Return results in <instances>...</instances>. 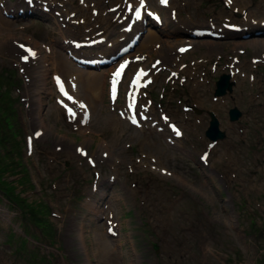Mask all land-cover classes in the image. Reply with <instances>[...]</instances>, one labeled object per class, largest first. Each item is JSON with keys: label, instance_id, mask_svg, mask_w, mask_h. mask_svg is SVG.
<instances>
[{"label": "rangeland", "instance_id": "374dc122", "mask_svg": "<svg viewBox=\"0 0 264 264\" xmlns=\"http://www.w3.org/2000/svg\"><path fill=\"white\" fill-rule=\"evenodd\" d=\"M137 2L0 0V21L7 22H0V74L14 81L9 95L19 127L17 143L7 148L24 168L13 185L41 210L34 204L22 211L0 199V264H264V0H167L168 6L143 0V15L157 10L159 26L144 17L126 30ZM82 19L76 26L69 22ZM194 28L204 31L195 34ZM136 33L142 37L125 54L115 99L108 100L107 88L116 61L79 63L101 80L94 109L87 125L65 113L50 74L67 76V63L79 58L113 56ZM182 44L187 49L177 53ZM22 45L38 53L26 56ZM47 47L57 69L44 76L45 92L38 88L37 67L43 55L49 64ZM159 47L166 58L152 51ZM195 60L202 84L193 92L191 77L177 69ZM138 67L150 78L136 97L149 115L134 106L141 130L124 106L125 84ZM222 74L230 86L215 96ZM229 108L239 112L233 121ZM207 111L223 139L204 137ZM167 123L178 129L177 137ZM102 149L112 162L91 166L88 159ZM98 236L107 245L103 259Z\"/></svg>", "mask_w": 264, "mask_h": 264}, {"label": "bare ground", "instance_id": "6f19581e", "mask_svg": "<svg viewBox=\"0 0 264 264\" xmlns=\"http://www.w3.org/2000/svg\"><path fill=\"white\" fill-rule=\"evenodd\" d=\"M82 3L80 2V5H81ZM135 4V3H134ZM146 6V5H145ZM166 6H168V4L166 3ZM158 7H160V5H158ZM144 8V7H143ZM132 11H133V9H132ZM144 11H145V8H144ZM152 11H154V12H156V13H158V11L157 10H155V9H152ZM130 12H131V10H130ZM84 21H86V20H83L82 19V21H72V20H70L69 22L70 23H73V25H77L78 23L79 24H82V23H84ZM1 23H3L2 21H0ZM1 23H0V25H1ZM4 23H7V22H4ZM131 26H136V24H135V22L133 21L132 23H131ZM4 27L5 26H3V29H4ZM6 28H7V26H6ZM131 28V27H130ZM2 30V28H0V31ZM62 32V31H61ZM61 32H60V34H61ZM2 35V34H1ZM61 36V35H60ZM122 36H124V37H126L127 36V33H124V35H122ZM62 38H64L63 36H61ZM142 36L140 35L137 39H136V42H135V44L139 41V39L141 38ZM147 37L149 38V40H151L152 38H156L155 36H153V34L151 33H148L147 34ZM251 39V38H250ZM208 41V40H207ZM251 42V41H250ZM256 42H258L259 43V41H258V39H255V40H252V43H256ZM261 42H264V40H261ZM248 43V42H247ZM109 44V43H108ZM134 44V45H135ZM196 44V43H195ZM262 44V43H261ZM166 45H168V44H166ZM170 45V44H169ZM183 45V44H182ZM182 45H178L177 47H182ZM26 46V45H25ZM194 46V45H193ZM260 46V45H259ZM110 47V46H109ZM108 47V48H109ZM119 47V46H118ZM117 47V48H118ZM177 47H175V50H176V48ZM30 48V47H29ZM163 48V47H162ZM162 48L161 47H159V48H157V49H152V51L157 55H159L160 54V51H161V54H163L162 56H163V59L164 58H166L165 57V55H167V54H165L164 52H162ZM207 48V47H206ZM30 49H33V50H35L34 49V47H31ZM45 49H47V51H49L48 52V54H49V59H50V61H49V64L47 63V65H46V62H45V55H43V56H41L40 58V61L42 62L41 64H39L38 65V67H37V70H38V73L40 74V76H39V82L41 83L39 86H38V88H41V90H43V91H45V92H47L48 91V87H45V83H44V81H43V79H44V76L47 74V71H48V69L50 68V69H53V68H55V69H57L56 68V66H55V63L54 62H52L53 61V59L51 60V58L52 57H54V51H52V49H48V47L47 48H45ZM235 49V48H234ZM47 51H45V52H47ZM188 51V50H187ZM35 52V54L34 55H32V58L34 57V56H36V54L38 53V52H36V51H34ZM129 52V50H127V53ZM183 52H184V50H183ZM257 54H259V53H257ZM257 54H254V58H257L258 56H256ZM263 55H261L260 57H262ZM124 57H127V55H124ZM28 59V58H27ZM70 59V58H69ZM261 59V58H260ZM157 60H158V58H157ZM69 61H71V59L69 60ZM27 63H29V61H27L26 63H24L23 65H27ZM159 63V62H158ZM157 63V64H158ZM197 62H196V60L193 62H190V63H188V64H183L182 65V67H180V68H178L177 69V72L180 74V76H186V72H187V74L191 77V78H189L190 80H191V82H192V86H193V89H192V91L193 92H196L198 89H196V88H199V86L198 85H200V84H202V75L200 76L199 75V71L200 70H196V64ZM29 65H30V63H29ZM48 67H46V66ZM79 66V63L78 62H73V61H71L70 62V64H68L67 63V65H66V69H67V71L66 72H64V73H67V76H62L60 73H56V72H53V74H50V79H51V77L52 76H61V80H62V82H63V89L65 90V92H67V101L66 100H64V99H62V97H60V96H58V94L56 93L55 94V99L57 100V101H62L63 103H67V104H69V105H71L72 107V116H74L75 118H78L79 120H84L83 121V125H87V124H89V122H90V117H91V115H92V108L94 109V104H95V98H96V96H97V93H98V89H99V82L101 81V80H99V82H98V74H96L95 73V71L93 72V70H81V68H79L78 67ZM83 66H86L87 67V65H83ZM127 67V66H126ZM153 68L152 69H154V70H150V72L152 73H157V70H156V67H154V66H152ZM188 67H191L188 71L186 70ZM237 67V66H236ZM125 69H127V68H125ZM123 70V71H121L122 73L123 72H125L126 70ZM139 69H142L141 67L139 68ZM236 72H238V73H242V74H240L243 78H244V76L246 75V74H244L242 71H240L239 70V68H237L236 70H235ZM174 74V72L171 74V76ZM204 74V73H203ZM233 75H235V73H232ZM249 76L250 77H252L251 76V74H249ZM132 77L133 76H130V81L128 82V84H125V86L127 87L126 89H127V98L125 99L126 100V102H124V106L126 105V104H131V103H133L132 105H131V108H130V110H131V112H129V111H127V112H125L126 113V118L127 119H135V121H136V126L141 130V129H143V126H142V122L141 121H139V120H136V117H135V115H134V112H135V109H134V106H137V108H139V109H142L143 110V112H140V114L141 115H143L144 113L145 114H147V115H149V109H147V104L146 103H144V106L143 105H140V106H138V105H136L137 103V99H136V97L139 95V93L142 91V88H143V84H142V80H149L150 78H149V71H146V73H144L143 71H142V74L140 75V77H139V80H134L135 78L133 77V79H132ZM101 79V78H100ZM147 83H148V81H146ZM139 83V84H138ZM146 83V84H147ZM132 85L133 86H135L136 87V85H138L139 87H137V89H134L133 87H132ZM53 87V86H52ZM37 88V89H38ZM36 89V90H37ZM53 92H54V89H53ZM55 93V92H54ZM108 93H109V90H108ZM80 94L83 96H81L80 97ZM196 94V93H195ZM195 96V95H194ZM194 96L192 97V98H194ZM38 97V96H37ZM35 99V98H34ZM81 104H84V106H85V109H83L82 107H81ZM76 105V106H75ZM81 108H80V107ZM125 109H126V107H125ZM56 111L58 112L59 110L58 109H56ZM95 111V110H94ZM138 111V110H137ZM131 114H133V116L131 115ZM120 117V116H119ZM132 117V118H131ZM143 117V116H142ZM145 118V117H144ZM143 119V118H142ZM42 122H41V119L40 120H38L37 121V125H38V128H37V130L36 131H39L40 130V127H42L43 125L41 124ZM82 125L80 124L79 126H77V128H76V126H75V128L79 131V130H81V129H83L82 127H81ZM42 133V132H41ZM142 133V132H141ZM100 148H101V146H100ZM140 150L141 151H144L142 148H140ZM107 150L106 149H102V150H100L99 151V153H97L98 154V156L97 155H95V156H90V158L88 159V161H89V164L91 165V166H96V162L97 161H99V159H102V160H107L106 162L107 163H110V162H112L111 160H109L108 159V157L111 155V153L109 152V153H107L106 152ZM87 157H88V155H86ZM141 157H143V156H141ZM116 163V162H115ZM115 163H113V164H115ZM111 165V164H110ZM150 165H152V164H150ZM114 165H111L110 167L112 168ZM115 167V166H114ZM91 204H92V206H91ZM87 209L89 210V211H95V209H96V206H94L93 205V203H91V202H88L87 201ZM91 207H92V210H91ZM86 209V210H87ZM118 228V227H117ZM99 237V241H100V243H97V249L99 250V251H97V254H98V257L99 258H102L103 259V257L105 256L104 254H105V250H106V246H105V244H104V242H103V240H102V238L100 237V236H98ZM96 241H98V239L96 238L95 239ZM102 243V244H101ZM103 246V250H102V247Z\"/></svg>", "mask_w": 264, "mask_h": 264}, {"label": "trees", "instance_id": "16d2710c", "mask_svg": "<svg viewBox=\"0 0 264 264\" xmlns=\"http://www.w3.org/2000/svg\"><path fill=\"white\" fill-rule=\"evenodd\" d=\"M14 81L7 72L0 74V199H4L6 203L15 204L16 208L23 211V207L31 211L34 207L33 201L27 202V199L20 196V192H15L13 182L20 180L24 175L22 164L17 162V158L10 155L11 147L7 148V144L12 140V144L17 143L16 136L19 127L17 124V116L15 115L12 99L9 95V87H14ZM18 176L16 179L8 180V176ZM33 203V204H32ZM37 211H41L37 206ZM35 218V216L33 217ZM262 255L257 258V263L261 262Z\"/></svg>", "mask_w": 264, "mask_h": 264}, {"label": "water", "instance_id": "95a60500", "mask_svg": "<svg viewBox=\"0 0 264 264\" xmlns=\"http://www.w3.org/2000/svg\"><path fill=\"white\" fill-rule=\"evenodd\" d=\"M228 76V74H222L219 77L217 76L216 81L214 82L215 88L213 90V95L221 96L224 94L225 90L229 89L230 85L228 84ZM238 114L239 112L234 108H229L227 111V116H229L228 119L231 121L238 118ZM207 115L210 119H208L207 122V129L203 132L204 137L209 138L212 142L223 139V133L217 127V118L209 111H207Z\"/></svg>", "mask_w": 264, "mask_h": 264}, {"label": "snow or ice", "instance_id": "6c2138e0", "mask_svg": "<svg viewBox=\"0 0 264 264\" xmlns=\"http://www.w3.org/2000/svg\"><path fill=\"white\" fill-rule=\"evenodd\" d=\"M143 2V0H141V3ZM161 2L162 3H165L166 2V0H161ZM137 16H139V12H137ZM123 65L121 66V71H122V69H123ZM120 73L118 72L117 73V75H119ZM57 83H58V85H59V83H60V81H59V79L57 78ZM81 107H83V105H81ZM133 123H136V121H135V119H133V121H132ZM37 135H39V133H37ZM177 135H179V133H177ZM78 151H79V149H78Z\"/></svg>", "mask_w": 264, "mask_h": 264}]
</instances>
